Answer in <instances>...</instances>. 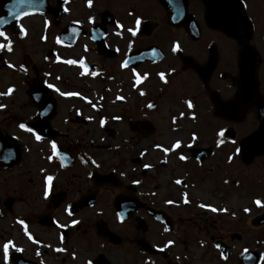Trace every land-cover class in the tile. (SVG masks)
I'll list each match as a JSON object with an SVG mask.
<instances>
[{
	"label": "flooded vegetation",
	"instance_id": "obj_1",
	"mask_svg": "<svg viewBox=\"0 0 264 264\" xmlns=\"http://www.w3.org/2000/svg\"><path fill=\"white\" fill-rule=\"evenodd\" d=\"M239 1L248 46L207 0H0V264H264V0Z\"/></svg>",
	"mask_w": 264,
	"mask_h": 264
},
{
	"label": "water",
	"instance_id": "obj_2",
	"mask_svg": "<svg viewBox=\"0 0 264 264\" xmlns=\"http://www.w3.org/2000/svg\"><path fill=\"white\" fill-rule=\"evenodd\" d=\"M211 1V0H207ZM217 1V0H213ZM212 18L215 17V15L211 14L210 15ZM217 26L223 29L224 31H227L230 33V28L229 25L225 21H220L217 23ZM247 36H245L243 39L245 40ZM242 148L245 152H250V151H256L259 149L264 148V115L261 117V124L259 129L257 130L256 133L252 134L251 136L248 137V139L243 140L242 142Z\"/></svg>",
	"mask_w": 264,
	"mask_h": 264
},
{
	"label": "rangeland",
	"instance_id": "obj_3",
	"mask_svg": "<svg viewBox=\"0 0 264 264\" xmlns=\"http://www.w3.org/2000/svg\"><path fill=\"white\" fill-rule=\"evenodd\" d=\"M241 182L243 183L242 189L239 191V207H242L243 205H246L248 201V196H242V192L248 191V194L254 193L256 194L257 192H260L261 189L258 187V184L256 183V179L254 176H250V179L247 177H241ZM249 185L252 187V189L249 187ZM246 195V194H245ZM242 196V197H241ZM258 198V197H257ZM257 201V200H256Z\"/></svg>",
	"mask_w": 264,
	"mask_h": 264
},
{
	"label": "snow or ice",
	"instance_id": "obj_4",
	"mask_svg": "<svg viewBox=\"0 0 264 264\" xmlns=\"http://www.w3.org/2000/svg\"><path fill=\"white\" fill-rule=\"evenodd\" d=\"M16 2H21V0H16ZM5 8H7V5H5ZM8 15L12 16L13 13L11 11H8ZM14 18L19 20V18H20L19 14H16ZM5 22H6L5 17L4 16H0V24H3ZM137 23H139V21H137ZM20 31H21V33H23V29L22 28L20 29ZM133 34H135V33H133ZM3 35H4V33L2 31H0V36H3ZM69 63H71V61H69ZM9 91H11V89H9ZM189 107H191V104H189ZM20 127L24 128V125L21 124ZM37 138H39V137H37ZM173 147H176V145H173ZM181 158L183 159V157H181ZM48 179H51V178L49 177ZM177 183H179V181H177ZM255 203L259 204L260 201L257 200V201H255ZM201 206L203 207V205H201ZM5 249H7V245H5Z\"/></svg>",
	"mask_w": 264,
	"mask_h": 264
}]
</instances>
